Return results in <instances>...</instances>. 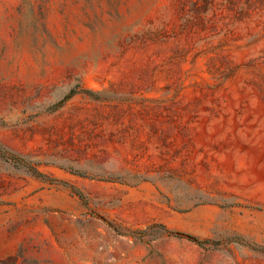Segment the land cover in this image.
<instances>
[{
	"label": "rangeland",
	"instance_id": "1",
	"mask_svg": "<svg viewBox=\"0 0 264 264\" xmlns=\"http://www.w3.org/2000/svg\"><path fill=\"white\" fill-rule=\"evenodd\" d=\"M0 264H264V0H0Z\"/></svg>",
	"mask_w": 264,
	"mask_h": 264
},
{
	"label": "trees",
	"instance_id": "2",
	"mask_svg": "<svg viewBox=\"0 0 264 264\" xmlns=\"http://www.w3.org/2000/svg\"><path fill=\"white\" fill-rule=\"evenodd\" d=\"M162 229L166 230V232L170 233L171 235H176V236H180V237H185V238H187V239H189V240H191V241H193V242H195V243H197V244H200V245H204V244L208 243L207 240H199L197 237H193V236H191V235H184V234L179 233V232H172V231H169V230H167L164 226H162ZM147 231H148V230H147Z\"/></svg>",
	"mask_w": 264,
	"mask_h": 264
}]
</instances>
